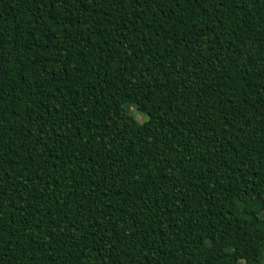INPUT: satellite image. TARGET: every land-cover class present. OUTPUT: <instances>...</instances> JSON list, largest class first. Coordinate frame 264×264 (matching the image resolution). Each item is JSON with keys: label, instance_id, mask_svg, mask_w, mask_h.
Here are the masks:
<instances>
[{"label": "trees", "instance_id": "1", "mask_svg": "<svg viewBox=\"0 0 264 264\" xmlns=\"http://www.w3.org/2000/svg\"><path fill=\"white\" fill-rule=\"evenodd\" d=\"M0 264H264V0H0Z\"/></svg>", "mask_w": 264, "mask_h": 264}, {"label": "rangeland", "instance_id": "2", "mask_svg": "<svg viewBox=\"0 0 264 264\" xmlns=\"http://www.w3.org/2000/svg\"><path fill=\"white\" fill-rule=\"evenodd\" d=\"M129 111L134 115V117L138 120L141 121L142 119H145V115L141 114L140 112H138L134 107L129 106Z\"/></svg>", "mask_w": 264, "mask_h": 264}]
</instances>
